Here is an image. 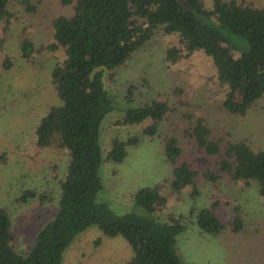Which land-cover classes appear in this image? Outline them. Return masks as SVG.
<instances>
[{
	"label": "trees",
	"instance_id": "trees-1",
	"mask_svg": "<svg viewBox=\"0 0 264 264\" xmlns=\"http://www.w3.org/2000/svg\"><path fill=\"white\" fill-rule=\"evenodd\" d=\"M9 2L0 0L4 32L14 16ZM24 2L27 11L36 10L34 3ZM59 3L68 7V14L51 19L50 40L36 44L23 34L24 30L19 40L20 54L31 61L44 51L61 52L49 79L60 103L48 107L34 130L38 152L49 146L65 158L58 205L25 251L16 249L9 212L0 205V264H61L66 247L90 225H97L104 235L127 239L132 249L128 264H183L176 242L189 216L203 232H243L245 219L240 203L232 207L228 222H223L216 212L221 205L217 198L197 211L191 209L189 216L168 210L161 218V213L172 200L182 201L185 194L193 199L199 196L200 176L211 184L226 179L249 186L255 180L264 198V146L253 149L249 139H232L229 131L214 134L205 117L191 112L189 103L179 97L184 93L181 86L172 88L173 95L179 97L172 102L167 97L146 94V77L140 83L129 80L123 98L135 105L119 108L108 86L117 82L118 68L126 65L157 31H162L171 37L165 47V60L174 64L202 50L212 59L223 87L219 106L230 114L245 115L264 96V4L240 0ZM13 63V56L6 54L0 60V70L11 68ZM140 94L144 97L138 100ZM114 109L118 112L106 117ZM172 114H178L172 122L175 125L170 133H162L164 121ZM105 117L116 130L106 146L101 142ZM134 125H139L140 131L134 130L126 137L119 133L122 126ZM178 133L209 158L203 169L182 157ZM143 136L160 138L171 176L164 182L131 191L133 205L142 207L148 215L134 210L117 213L106 201L98 199L104 188L101 165L122 161L127 145L139 143ZM39 190L24 188L16 201L49 199L45 190Z\"/></svg>",
	"mask_w": 264,
	"mask_h": 264
},
{
	"label": "rangeland",
	"instance_id": "rangeland-1",
	"mask_svg": "<svg viewBox=\"0 0 264 264\" xmlns=\"http://www.w3.org/2000/svg\"><path fill=\"white\" fill-rule=\"evenodd\" d=\"M28 1L35 4V11H27L24 0H10L9 8L14 16L7 32L3 31L4 22L0 20V60L6 54L14 59L11 68L0 70V205L9 212L11 230L17 240L16 249L24 251L58 205L59 179L64 175L65 158L59 157L49 146L38 152L34 144V130L39 120L50 105L60 103L49 79L61 52L44 51L31 61L20 54L19 40L23 30V34L36 44L50 40L51 19L58 14H68V7L61 6L59 0ZM240 1L264 4V0ZM170 41V36L157 31L131 55L126 65L118 68L117 82L108 86L117 108L135 105L125 101L123 90L129 80L140 83L141 78L146 77V94L167 97L172 102L183 98L189 103L191 112L205 117L214 134L229 131L232 139L247 138L253 149L262 148L264 96L245 115L228 113L219 106L223 87L217 80L212 59L198 50L189 58L169 64L165 60V47ZM174 86L184 88V93L179 97L173 95ZM143 97L144 94H140L137 99ZM117 112L114 109L106 117ZM176 115L166 118L162 133L171 132ZM104 120L101 142L106 146L116 130L111 127L110 120ZM140 129L139 125L122 126L119 133L126 137ZM178 135L183 146L182 157L203 169L209 158L180 133ZM100 174L104 188L98 193L99 200L106 201L117 213L134 210L148 215L142 207L133 205L130 193L139 187L164 182L171 176V165L165 159L160 138L143 136L139 143L127 145V154L122 161L102 164ZM198 182L199 196L193 199L185 194L180 202L172 200L161 218L168 210L189 216L191 209L197 211L217 198L221 205L216 212L223 222H228L234 204L242 205L245 230L238 234L228 229L218 234L203 232L189 216L176 242L183 264H264V198L259 193L258 183L252 180L245 186L243 181L222 179L211 184L201 176ZM27 187H36L41 193L45 190L49 199L41 202L36 197L28 202H17L16 196ZM131 254V246L124 236H107L97 225H90L66 247L61 264H128Z\"/></svg>",
	"mask_w": 264,
	"mask_h": 264
}]
</instances>
